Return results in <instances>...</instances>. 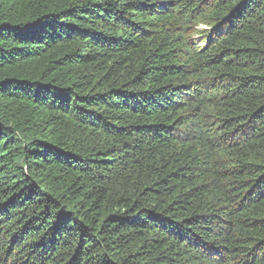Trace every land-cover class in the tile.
<instances>
[{"label": "trees", "instance_id": "obj_1", "mask_svg": "<svg viewBox=\"0 0 264 264\" xmlns=\"http://www.w3.org/2000/svg\"><path fill=\"white\" fill-rule=\"evenodd\" d=\"M0 264H264V0H0Z\"/></svg>", "mask_w": 264, "mask_h": 264}, {"label": "rangeland", "instance_id": "obj_2", "mask_svg": "<svg viewBox=\"0 0 264 264\" xmlns=\"http://www.w3.org/2000/svg\"><path fill=\"white\" fill-rule=\"evenodd\" d=\"M205 28L204 27H194L192 29H190V42L192 41H196L197 40V35H196V31H201V30H204ZM198 45L197 46H201L199 43H197Z\"/></svg>", "mask_w": 264, "mask_h": 264}]
</instances>
